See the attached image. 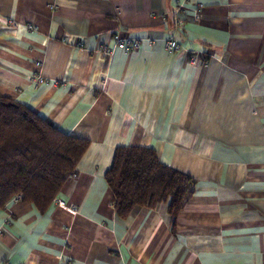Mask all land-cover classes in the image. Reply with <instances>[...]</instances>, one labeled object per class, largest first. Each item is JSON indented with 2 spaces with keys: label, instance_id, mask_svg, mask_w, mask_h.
<instances>
[{
  "label": "crops",
  "instance_id": "0c3cea01",
  "mask_svg": "<svg viewBox=\"0 0 264 264\" xmlns=\"http://www.w3.org/2000/svg\"><path fill=\"white\" fill-rule=\"evenodd\" d=\"M0 95L89 140L45 211L0 207V264H264V0H0ZM125 145L194 178L175 218L118 216Z\"/></svg>",
  "mask_w": 264,
  "mask_h": 264
},
{
  "label": "trees",
  "instance_id": "16d2710c",
  "mask_svg": "<svg viewBox=\"0 0 264 264\" xmlns=\"http://www.w3.org/2000/svg\"><path fill=\"white\" fill-rule=\"evenodd\" d=\"M89 140L69 135L26 105L0 95V207L16 196L45 211ZM118 216L165 202L176 217L194 191L191 176L162 163L148 146H118L105 173Z\"/></svg>",
  "mask_w": 264,
  "mask_h": 264
},
{
  "label": "built area",
  "instance_id": "2783aa9c",
  "mask_svg": "<svg viewBox=\"0 0 264 264\" xmlns=\"http://www.w3.org/2000/svg\"><path fill=\"white\" fill-rule=\"evenodd\" d=\"M28 29H33L32 25L26 26ZM113 39V45L107 46V45H101L100 50L107 55L113 54L115 49H121L124 51H129L131 49H135L139 46V41L133 40L129 37L123 36L120 37L117 33H113L112 36ZM79 44V43H78ZM165 48L171 52L174 53L178 51L179 49V43L175 39H168L165 43ZM195 59L193 58L192 61ZM37 81H44V79L40 75H36ZM69 177H76V172L73 171ZM15 199H20V196H16ZM58 203L63 204L64 202L61 199L56 200Z\"/></svg>",
  "mask_w": 264,
  "mask_h": 264
}]
</instances>
